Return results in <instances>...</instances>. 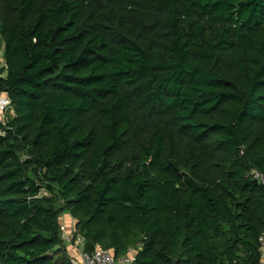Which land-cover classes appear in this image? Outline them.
Here are the masks:
<instances>
[{
	"label": "trees",
	"instance_id": "1",
	"mask_svg": "<svg viewBox=\"0 0 264 264\" xmlns=\"http://www.w3.org/2000/svg\"><path fill=\"white\" fill-rule=\"evenodd\" d=\"M0 264H257L264 0H0Z\"/></svg>",
	"mask_w": 264,
	"mask_h": 264
},
{
	"label": "built area",
	"instance_id": "2",
	"mask_svg": "<svg viewBox=\"0 0 264 264\" xmlns=\"http://www.w3.org/2000/svg\"><path fill=\"white\" fill-rule=\"evenodd\" d=\"M14 114L15 111L7 93L0 94V122L7 124L8 118ZM3 133L4 132L0 130V134ZM252 175L258 183L264 184V177L260 172L253 170ZM72 232L73 230L71 229V233H69L68 237H71ZM73 245L76 248V253L70 255L72 264H134L138 254V249L129 248L127 253L116 256L112 251L99 245L91 252L85 251V240L80 234L76 236ZM258 245L259 260L257 264H264V230L258 236Z\"/></svg>",
	"mask_w": 264,
	"mask_h": 264
},
{
	"label": "crops",
	"instance_id": "3",
	"mask_svg": "<svg viewBox=\"0 0 264 264\" xmlns=\"http://www.w3.org/2000/svg\"><path fill=\"white\" fill-rule=\"evenodd\" d=\"M63 219H65V221L68 220V227L70 226V228L72 229L74 227V223L75 220L74 218L70 215V214H64L62 215ZM63 237L65 239V243L67 245L68 248V252L69 255H73V253H76V248L74 247L73 243L71 242V237H67V235L63 234Z\"/></svg>",
	"mask_w": 264,
	"mask_h": 264
},
{
	"label": "rangeland",
	"instance_id": "4",
	"mask_svg": "<svg viewBox=\"0 0 264 264\" xmlns=\"http://www.w3.org/2000/svg\"><path fill=\"white\" fill-rule=\"evenodd\" d=\"M3 64H4L3 49H2V47H0V66H2ZM64 214H66V213H64ZM61 218H62V225H63V229H64V234L67 235V237H68L69 233H71V228H70V226L68 227V225H67L68 220L65 221V219H63V217H61Z\"/></svg>",
	"mask_w": 264,
	"mask_h": 264
},
{
	"label": "water",
	"instance_id": "5",
	"mask_svg": "<svg viewBox=\"0 0 264 264\" xmlns=\"http://www.w3.org/2000/svg\"><path fill=\"white\" fill-rule=\"evenodd\" d=\"M254 181H255L256 183H258V181H257L256 179H254Z\"/></svg>",
	"mask_w": 264,
	"mask_h": 264
}]
</instances>
